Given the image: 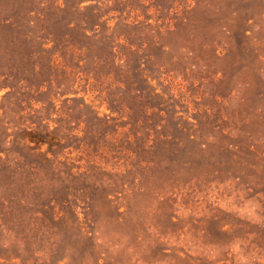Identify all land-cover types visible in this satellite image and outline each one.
I'll list each match as a JSON object with an SVG mask.
<instances>
[{"label": "rangeland", "instance_id": "374dc122", "mask_svg": "<svg viewBox=\"0 0 264 264\" xmlns=\"http://www.w3.org/2000/svg\"><path fill=\"white\" fill-rule=\"evenodd\" d=\"M0 264H264V0H0Z\"/></svg>", "mask_w": 264, "mask_h": 264}]
</instances>
